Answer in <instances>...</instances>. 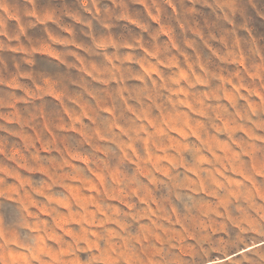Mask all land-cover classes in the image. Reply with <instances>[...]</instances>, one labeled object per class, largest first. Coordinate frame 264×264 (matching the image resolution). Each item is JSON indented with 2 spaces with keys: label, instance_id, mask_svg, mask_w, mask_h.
<instances>
[{
  "label": "clouds",
  "instance_id": "clouds-1",
  "mask_svg": "<svg viewBox=\"0 0 264 264\" xmlns=\"http://www.w3.org/2000/svg\"><path fill=\"white\" fill-rule=\"evenodd\" d=\"M0 264H264V0H0Z\"/></svg>",
  "mask_w": 264,
  "mask_h": 264
}]
</instances>
